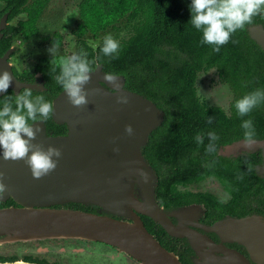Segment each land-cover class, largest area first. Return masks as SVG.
<instances>
[{"label": "trees", "instance_id": "trees-1", "mask_svg": "<svg viewBox=\"0 0 264 264\" xmlns=\"http://www.w3.org/2000/svg\"><path fill=\"white\" fill-rule=\"evenodd\" d=\"M0 16L6 14L1 29L0 50L8 46L13 35L24 38L38 32L37 21L50 0H0ZM191 0H80L77 4L78 21L73 30L76 37L75 55L86 54L91 69L100 65L105 74L122 75L123 87L151 100L162 112V120L147 136L141 154L155 175L154 198L165 203L178 204L198 201L225 207L231 213L257 211L264 203V178L255 173L260 153H242L220 156L217 149L238 139H244V120L251 119L255 139L264 136V101L248 115L240 116L234 107L244 95L256 90L264 91V49L251 40L246 27L263 24L264 13L253 17L252 23L234 33L228 43L214 51L213 45L201 44L202 31L189 23ZM20 13L24 18L14 24L10 20ZM125 19L130 32L117 40L119 51L113 56L101 52L104 38L94 48L83 36L98 37L100 31ZM48 44L59 41L54 32L44 37ZM5 42L4 46L2 43ZM72 54V55H73ZM65 54L37 59L34 70L44 80L48 93L46 100L63 89L56 82L60 74L59 59ZM213 68L218 80L231 91L229 116L217 105L202 102L196 92L195 80L200 71ZM25 89H22V92ZM36 94H33L35 97ZM5 96L0 97L2 106ZM208 117H213L208 123ZM46 135L65 133L63 124L47 119ZM45 131V128H44ZM218 136L216 151L206 152L208 132ZM201 136L203 144L196 142ZM214 176L230 197L225 206L207 191H179L178 185L195 184ZM178 259V258H177ZM180 262V261H179Z\"/></svg>", "mask_w": 264, "mask_h": 264}, {"label": "water", "instance_id": "water-1", "mask_svg": "<svg viewBox=\"0 0 264 264\" xmlns=\"http://www.w3.org/2000/svg\"><path fill=\"white\" fill-rule=\"evenodd\" d=\"M5 24L6 14H2L0 36ZM253 28H257L261 39L253 35ZM246 31L248 37L264 49V23L249 25ZM10 51L8 49L0 60H4ZM2 68L11 74L9 66ZM105 75L100 65L92 69L90 83L85 86L89 103L83 109L68 103L64 89L52 98L50 118L55 124L65 126L64 134L46 135L40 121L33 124V127L40 128L33 143L41 144L45 149L54 146L62 152L55 171L34 179L23 160L5 161L7 190L0 195V200L11 196L24 207L0 208V235L8 239L70 236L99 240L124 250L141 264H181L176 255L153 238L136 214L147 215L169 235L183 233L189 240L202 239L196 232L176 229L168 220L164 223L163 216L144 205L147 199H151L156 206L155 175L141 154V148L148 134L161 122L162 112L151 100L124 88L122 75H115L118 86L106 81ZM10 87L18 89L30 85L16 81L12 75ZM121 95L128 97V103H117V97ZM128 124L134 130L131 136L124 131ZM243 141L241 138L218 147L217 154L227 157L259 151L260 162L255 165V173L264 178V136L255 139V146L251 149H246ZM115 148L119 151H114ZM0 153L2 155V150ZM140 170L147 174V182L141 179ZM135 195L142 197V202L136 200ZM67 202L98 206L107 213L113 212L128 220L79 210L33 207ZM162 214L165 216L166 213L162 211ZM252 216L264 222L262 217ZM14 262L17 261L0 263ZM263 263L257 261V264Z\"/></svg>", "mask_w": 264, "mask_h": 264}, {"label": "flooded vegetation", "instance_id": "flooded-vegetation-1", "mask_svg": "<svg viewBox=\"0 0 264 264\" xmlns=\"http://www.w3.org/2000/svg\"><path fill=\"white\" fill-rule=\"evenodd\" d=\"M16 35L11 36L8 40V46L0 50L1 57L8 49H11L4 60H0V73L4 71L2 66H9L11 74L16 81L29 84L30 87L27 88H31L33 94H36L35 96L43 95L46 98V96L48 97V93L45 90L44 80L41 78L39 72L34 70V64L39 58H49L51 56L37 57L31 64V67L22 66L20 61L17 64L14 63L12 59L16 55V52H18L19 47L14 43ZM17 37H19V41L26 40V38L20 35ZM4 44L5 42L2 43L3 46ZM22 89L26 88L20 87L14 89L9 87L7 92L10 91L11 95L15 96L22 92ZM4 93L6 92H1L0 97ZM224 115L229 116L230 113L224 111ZM37 121L42 123L45 132L48 133L47 120L38 119ZM30 123L32 122L30 121ZM58 135V133L52 134V136ZM208 177L218 182L214 176ZM177 188L179 191H206L188 189L186 185H178ZM133 190L135 192V188ZM207 192L211 193L222 206L227 204L230 197L226 191H224V195L220 196L211 191ZM136 200L142 202L139 197H136ZM155 203L160 210L166 213V217L164 218L173 227L178 230L196 232L202 236V239L189 240L183 233L177 236L169 235L156 221L147 215L136 212L145 229L164 249L176 255L181 264H257V261L264 262V222L252 216H260L264 219V206L260 207L257 211H245L244 213L236 214L229 212L225 207L198 201L176 204L170 200L163 203L159 199H155ZM5 207L19 208L24 206L16 202L11 196H8L5 200H0V208ZM33 207L45 208V206ZM47 207L79 210L106 215L118 220H128L126 217L113 212H100L101 208L98 206L84 205L76 202L55 203ZM62 243L63 245L58 246V255L54 253L46 255V247L41 244L36 245L33 252L26 253L24 251L20 255L15 252L9 254L0 253V262L21 261L35 264H84L85 258L92 260L93 262L91 263L94 264H140L125 253L124 250H119L116 246L99 240L85 238L65 239ZM0 249L2 250V247ZM17 251L22 252V249L18 248ZM28 251H31V248H28Z\"/></svg>", "mask_w": 264, "mask_h": 264}, {"label": "clouds", "instance_id": "clouds-1", "mask_svg": "<svg viewBox=\"0 0 264 264\" xmlns=\"http://www.w3.org/2000/svg\"><path fill=\"white\" fill-rule=\"evenodd\" d=\"M191 23L194 28L202 31L201 44L213 45L214 51L229 42L232 35L252 23L253 17L264 13V0H191ZM59 41L53 42L49 52L53 55L59 48ZM120 44L111 35L104 37L101 52L105 56H113L119 51ZM86 54L71 55L59 59L60 74L56 82L65 90L68 103L74 108L83 109L89 103V93L85 86L90 83L92 69ZM104 79L118 86L117 77L106 74ZM12 84V75L8 71L0 73V92H7ZM261 101H264V91L256 90L238 99L234 107L240 116L248 115ZM117 103H128L127 96H118ZM53 113V105L43 95L33 97L31 88H26L15 97L5 96L0 106V150L5 161L23 160L29 167L34 179H41L57 168L62 152L59 148L48 146L46 149L36 140L39 127H33L38 119L47 120ZM213 117H208L212 123ZM30 121L32 123H30ZM241 127L244 131L243 146L251 149L255 146V129L251 119L244 120ZM124 131L131 136L134 133L132 125H125ZM209 144L206 152L216 151L215 141L218 136L214 131L208 132ZM198 144H203L201 136L196 137ZM114 151H119L115 148ZM139 175L147 182V174L140 170ZM7 185L4 183V173L0 171V195H4Z\"/></svg>", "mask_w": 264, "mask_h": 264}, {"label": "rangeland", "instance_id": "rangeland-1", "mask_svg": "<svg viewBox=\"0 0 264 264\" xmlns=\"http://www.w3.org/2000/svg\"><path fill=\"white\" fill-rule=\"evenodd\" d=\"M79 1L80 0H50L48 6L43 10L36 23L38 32L35 35L28 36L24 41H19V37L16 35L14 43H16L19 47L18 52H16V55L12 61L16 64L18 61H20L22 66L31 67V64L37 57L52 56V54L49 52V49L52 47V45L48 44L44 37L50 36L54 32L61 36V44L53 55L65 54L67 56H71L76 45V37L73 34V30L78 21L77 4ZM2 6L3 3L0 1V9ZM23 18L24 14L20 13L16 17L12 18L9 23L14 24L16 21ZM129 32L130 29L128 24L125 22V19H121L112 27H108L105 30L100 31L98 37L94 38L89 33H86L83 36V39L90 47L94 48L100 38L111 35L115 40H120L126 38L129 35ZM195 86L197 95L202 102L207 105L220 106L224 111H228V103L231 99V91L225 83H221L218 80L216 72L213 68L198 72L196 75ZM186 188L192 190L197 189L211 191L219 196L225 194L221 185L209 177L196 184L186 185ZM135 197L139 196L135 195ZM100 212L105 213V211L102 209H100ZM65 239L82 238L28 236L25 238L8 239L5 236L0 235V247H2V250H6L2 251L0 249V253L9 254L15 252L20 255L24 251L26 253L33 252L36 245L43 244L42 246L46 247L47 250L45 252L46 255H51L53 253L58 255V246L63 245L61 242ZM18 248L22 249V252L17 251ZM28 248H31V251H28ZM91 262L93 261L84 258V264H90ZM138 262L141 264L140 261Z\"/></svg>", "mask_w": 264, "mask_h": 264}, {"label": "bare ground", "instance_id": "bare-ground-1", "mask_svg": "<svg viewBox=\"0 0 264 264\" xmlns=\"http://www.w3.org/2000/svg\"><path fill=\"white\" fill-rule=\"evenodd\" d=\"M253 35L255 37H257L258 39H261V34L258 32L257 28H253ZM263 146H264V141H263ZM263 157H264V153H263ZM7 162H5V160H3L2 158V155L0 153V171H2L4 173V183L7 185V177H6V172L8 171V169L5 167ZM45 190V189H44ZM33 195V193H31ZM35 196L39 197V194H35ZM144 205L148 206L150 209L154 210V212L160 216H163V218L165 217L163 214H162V211L154 206V203L152 202L151 199H147V201L144 203ZM164 223H167V220L164 218V220H162ZM15 234H20V233H15ZM27 263V262H26ZM0 264H24V262H21V261H17V262H14V263H0Z\"/></svg>", "mask_w": 264, "mask_h": 264}]
</instances>
